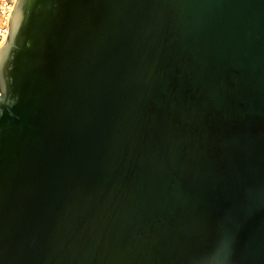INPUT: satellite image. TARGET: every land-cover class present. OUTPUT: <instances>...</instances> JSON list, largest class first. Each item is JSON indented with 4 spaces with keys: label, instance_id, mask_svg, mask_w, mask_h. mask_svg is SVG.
<instances>
[{
    "label": "water",
    "instance_id": "water-1",
    "mask_svg": "<svg viewBox=\"0 0 264 264\" xmlns=\"http://www.w3.org/2000/svg\"><path fill=\"white\" fill-rule=\"evenodd\" d=\"M0 264H264V0H15Z\"/></svg>",
    "mask_w": 264,
    "mask_h": 264
},
{
    "label": "built area",
    "instance_id": "built-area-1",
    "mask_svg": "<svg viewBox=\"0 0 264 264\" xmlns=\"http://www.w3.org/2000/svg\"><path fill=\"white\" fill-rule=\"evenodd\" d=\"M15 0H0V47L6 41L8 17Z\"/></svg>",
    "mask_w": 264,
    "mask_h": 264
}]
</instances>
